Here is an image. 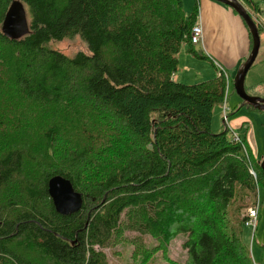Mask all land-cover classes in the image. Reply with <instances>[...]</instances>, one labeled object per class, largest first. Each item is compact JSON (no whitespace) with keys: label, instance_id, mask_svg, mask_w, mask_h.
<instances>
[{"label":"trees","instance_id":"obj_1","mask_svg":"<svg viewBox=\"0 0 264 264\" xmlns=\"http://www.w3.org/2000/svg\"><path fill=\"white\" fill-rule=\"evenodd\" d=\"M12 1L0 0V264H111L105 249L123 240L143 264L179 234L186 259L171 263L256 264L240 210L264 171L245 138L212 129L226 79L173 78L183 47L207 56L190 39L198 2L187 14L184 0H22L29 34L10 39ZM75 34L91 53L47 45ZM53 175L82 194L75 213L54 207Z\"/></svg>","mask_w":264,"mask_h":264},{"label":"rangeland","instance_id":"obj_2","mask_svg":"<svg viewBox=\"0 0 264 264\" xmlns=\"http://www.w3.org/2000/svg\"><path fill=\"white\" fill-rule=\"evenodd\" d=\"M215 1V0H214ZM217 1V0H216ZM256 1V0H255ZM199 0H184L185 4V12L188 14L191 9L194 7V4ZM222 5L224 3L217 1ZM200 7V4H199ZM227 10L231 9L229 6H226ZM253 14L255 19H259L262 22L264 21V12H261L259 15H256L254 10L250 11ZM258 16V17H257ZM29 19V17H28ZM30 20V19H29ZM3 23V22H2ZM260 37L262 40L261 46L259 48L260 53L256 61H254V65L249 69L246 74V90L253 95H257V97H264V30L260 33ZM47 45L52 47V49H57L65 53L66 56L73 55L76 52H86L91 53V49L89 45L83 40L82 36L75 34L72 37L62 38V39H54L47 42ZM197 48V47H196ZM186 49L179 50V63H178V71L176 74H180L179 81L188 82L192 84L193 82L205 81V79L217 76L218 68L217 65H221L229 70L230 74L236 72L238 68L232 69L235 66H239L242 58L238 59L237 63L233 65H229L225 60L215 57L212 54L205 53L202 57L201 55H195L192 52L185 51ZM198 50V48H197ZM206 52V51H205ZM187 54L188 57H195L200 64L198 67L189 66L186 64V67L189 69L188 71L193 74H196L192 80L181 79L183 77L182 71L184 69V55ZM234 66V67H233ZM202 75V76H201ZM175 79V75H173ZM234 84L232 82L231 89H229L230 96L227 102L229 109L227 111V116H225V112L223 106H216L214 108L213 116H212V129L213 131L220 132L222 129L228 125L232 132L237 133L240 137L246 138L249 136L251 139L253 137L252 146L250 148L254 152V156L256 159L263 161L264 157V110L257 111L254 109H250L247 106L241 107L239 110L234 111L237 103L241 101V97L237 92H235ZM225 119V120H224ZM237 124V125H236ZM250 134V135H249ZM260 153V155L258 154ZM258 155V156H257ZM252 197V195H251ZM251 197H247L246 200L250 203L252 201ZM261 216L260 223L258 224V229L252 234V228L248 226H244V234L245 241L248 243L249 248L251 249V254L254 258L256 264H264V186L261 187ZM246 208L240 210V214H244ZM235 225V224H234ZM237 227V225H236ZM130 235H134L130 233ZM186 235L179 234L174 239H172L169 243V247L167 251L159 250L157 255H153L149 261H145L143 264H174L171 263V260L177 261L179 263H183L186 259L185 253L187 252L186 248L184 249L183 240H185ZM144 240L147 245H156V240L149 233L144 234ZM112 247V246H111ZM254 247L256 250L253 252ZM115 250H111L109 248L105 249V251L110 255L108 260L111 264H140V260L132 259L134 246L123 240L118 242L115 246H113ZM116 251V253H113Z\"/></svg>","mask_w":264,"mask_h":264},{"label":"water","instance_id":"obj_3","mask_svg":"<svg viewBox=\"0 0 264 264\" xmlns=\"http://www.w3.org/2000/svg\"><path fill=\"white\" fill-rule=\"evenodd\" d=\"M226 6L231 7L234 11L240 14L245 24L248 25L253 39L250 52L245 58V61L241 62L233 75L234 90L242 98L243 103H248L257 107L259 110H264V97H257L246 90V74L252 67L254 61L257 60L260 53V46L262 43L260 37V29L257 23H255L254 16L245 8V5L240 0H217ZM22 0H13L8 6V9L3 16V23L1 31L10 37V39L20 38L26 36L29 31V19H27V9L22 3ZM262 170L264 171V157L261 161ZM48 193L51 195L54 207L59 213H75L81 207L83 203L82 194L75 190L72 182L63 177V175H53L48 179Z\"/></svg>","mask_w":264,"mask_h":264},{"label":"crops","instance_id":"obj_4","mask_svg":"<svg viewBox=\"0 0 264 264\" xmlns=\"http://www.w3.org/2000/svg\"><path fill=\"white\" fill-rule=\"evenodd\" d=\"M199 4L198 20L201 25H203L204 34L202 36V42L198 44L194 43L195 47L198 48V51L203 54L209 52V54L225 60L229 65L237 63L240 58H242L240 63L245 61V58L250 52L251 40L248 35L249 29L247 24L244 23L240 14L234 11L231 7V9L227 10L225 5H222L216 0H199ZM183 60L184 69L182 71L183 77L181 79L192 80L197 77L196 74L188 71L189 69L186 67V64L198 67L200 61L195 59V57H188L187 54L184 55ZM239 66H233L234 68L232 69H236ZM233 73L235 74L236 72ZM179 78L180 74L178 73L175 75V80L178 81ZM246 138L248 139L247 144L252 146L253 137L250 139L249 136H247ZM258 154L260 155V153ZM252 230L253 229H251V231ZM255 250L256 248L254 247L253 252Z\"/></svg>","mask_w":264,"mask_h":264},{"label":"built area","instance_id":"obj_5","mask_svg":"<svg viewBox=\"0 0 264 264\" xmlns=\"http://www.w3.org/2000/svg\"><path fill=\"white\" fill-rule=\"evenodd\" d=\"M203 34H204L203 25H201L199 20H197L193 24L190 39L192 40L193 43L198 44V43L202 42ZM217 68L219 69V74L223 75L224 79H226V86H225V89L223 92L224 98H223V102H221V106H223L225 116H227V111L229 109L227 102H228L229 96H230L229 89H231L233 79H231V76H230L231 74H230L229 70H227L225 67H223L221 65H217ZM233 138H234V140H240L241 139V137L235 132L233 133ZM254 169L255 168L251 165L249 173L250 172L253 173V175L257 178V173L255 172ZM255 183H256L255 186H257L256 196L254 199L255 201L245 211L246 219H245V224H244L245 226L252 228L253 231L256 228V224L259 223L258 222L259 216H260L259 210H260V206H261V200H260L261 193H260V186H258V180H256Z\"/></svg>","mask_w":264,"mask_h":264},{"label":"bare ground","instance_id":"obj_6","mask_svg":"<svg viewBox=\"0 0 264 264\" xmlns=\"http://www.w3.org/2000/svg\"><path fill=\"white\" fill-rule=\"evenodd\" d=\"M23 4H24V2H23ZM27 8V7H26ZM28 12V11H27ZM29 34V33H28ZM8 37V36H7ZM17 40V39H16ZM254 65V64H253ZM224 109V108H223ZM225 120V119H224ZM261 191V190H260ZM255 201V200H254Z\"/></svg>","mask_w":264,"mask_h":264}]
</instances>
